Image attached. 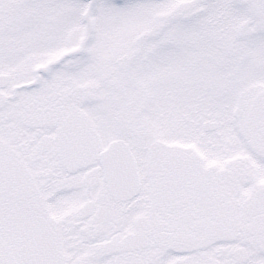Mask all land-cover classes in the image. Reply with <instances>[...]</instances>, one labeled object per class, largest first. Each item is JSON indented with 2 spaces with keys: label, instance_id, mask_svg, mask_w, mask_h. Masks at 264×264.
<instances>
[{
  "label": "snow or ice",
  "instance_id": "6c2138e0",
  "mask_svg": "<svg viewBox=\"0 0 264 264\" xmlns=\"http://www.w3.org/2000/svg\"><path fill=\"white\" fill-rule=\"evenodd\" d=\"M0 264H264V0H0Z\"/></svg>",
  "mask_w": 264,
  "mask_h": 264
}]
</instances>
